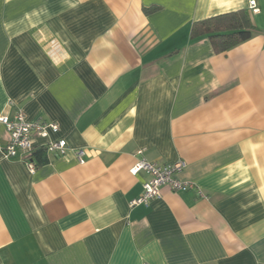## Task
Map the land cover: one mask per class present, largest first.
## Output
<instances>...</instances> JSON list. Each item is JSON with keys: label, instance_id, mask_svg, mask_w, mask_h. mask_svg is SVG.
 <instances>
[{"label": "crops", "instance_id": "crops-1", "mask_svg": "<svg viewBox=\"0 0 264 264\" xmlns=\"http://www.w3.org/2000/svg\"><path fill=\"white\" fill-rule=\"evenodd\" d=\"M250 1L0 0V116L68 141L30 173L3 155L0 122V264H264V0ZM240 9L249 40H191ZM143 158L185 160L179 178L207 198L164 186L131 206Z\"/></svg>", "mask_w": 264, "mask_h": 264}, {"label": "built area", "instance_id": "built-area-1", "mask_svg": "<svg viewBox=\"0 0 264 264\" xmlns=\"http://www.w3.org/2000/svg\"><path fill=\"white\" fill-rule=\"evenodd\" d=\"M252 12L259 11L256 0L250 1ZM0 122L5 125L9 134L7 144L2 148L6 158H19L30 173H34L39 165L35 153L38 149L36 137L45 139L40 147L45 150L46 156L63 154L68 148L65 137H53L60 132V126L56 122L29 121L23 110H18L13 116L1 115ZM76 155L81 164L86 162V153L83 148L76 150ZM187 163L179 159L172 163L152 162L140 159L130 169L133 175L144 172L147 179L143 183V193L131 201V206L149 204L152 200L161 197L162 188L168 186L171 190L187 192L196 189L199 196L207 198L206 194L192 182L183 181L179 175L186 168Z\"/></svg>", "mask_w": 264, "mask_h": 264}, {"label": "trees", "instance_id": "trees-1", "mask_svg": "<svg viewBox=\"0 0 264 264\" xmlns=\"http://www.w3.org/2000/svg\"><path fill=\"white\" fill-rule=\"evenodd\" d=\"M254 30L249 12L246 9H240L194 22L190 37L192 41L208 38L214 51L223 53L249 40ZM35 156L40 164L48 160L44 149L37 151Z\"/></svg>", "mask_w": 264, "mask_h": 264}]
</instances>
